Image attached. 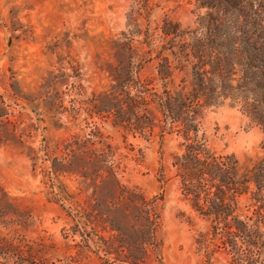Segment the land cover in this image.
<instances>
[{"label":"rangeland","instance_id":"rangeland-1","mask_svg":"<svg viewBox=\"0 0 264 264\" xmlns=\"http://www.w3.org/2000/svg\"><path fill=\"white\" fill-rule=\"evenodd\" d=\"M138 1L0 0V185L32 217L27 228H19L47 261L31 264H114L96 252L91 224L88 233L69 234L75 222L64 209L91 204V131L96 128L128 164L119 174L122 182L158 198L156 247L145 264H202L197 238L209 222L186 199L173 166L182 139L163 138L159 128L151 136L127 133L115 115L96 113L92 103L94 94L116 83L110 69L119 65L113 40L127 30ZM143 1L150 5L146 22L153 28L166 16L184 27L195 20L187 0ZM156 73L155 61L139 71L142 79ZM203 122L210 146L234 154L242 169L262 152L263 131L241 105L228 100L212 106ZM106 191L99 192L101 201L109 198ZM55 192L67 199L57 200ZM247 199L241 198L242 207Z\"/></svg>","mask_w":264,"mask_h":264},{"label":"trees","instance_id":"trees-1","mask_svg":"<svg viewBox=\"0 0 264 264\" xmlns=\"http://www.w3.org/2000/svg\"><path fill=\"white\" fill-rule=\"evenodd\" d=\"M187 2L194 5L193 24L184 27L166 16L154 28L146 22L150 5L136 2L127 30L113 40L116 83L94 94L92 103L96 113L115 115L127 133L151 136L159 128L163 138L182 139L173 166L186 199L209 222L197 238L202 264H264V138L262 152L242 169L234 154L210 146L203 126L206 109L230 100L264 134V0ZM149 61L156 62L157 73L142 79L139 71ZM102 136L98 128L91 131V204L64 208L75 222L69 234L88 233L91 224L96 252L114 264H145L156 247L158 198L122 182L119 174L128 164ZM125 157L131 158L129 152ZM104 189L109 198L101 201ZM55 195L67 199L64 192ZM243 196L248 201L242 207ZM31 220L0 185V226L7 230H0V264L47 261L19 228Z\"/></svg>","mask_w":264,"mask_h":264}]
</instances>
